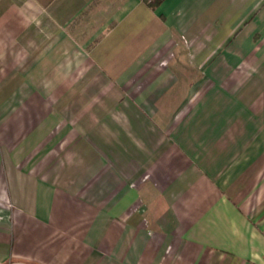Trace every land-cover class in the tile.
I'll return each instance as SVG.
<instances>
[{
	"label": "crops",
	"instance_id": "1",
	"mask_svg": "<svg viewBox=\"0 0 264 264\" xmlns=\"http://www.w3.org/2000/svg\"><path fill=\"white\" fill-rule=\"evenodd\" d=\"M0 264H264V0H0Z\"/></svg>",
	"mask_w": 264,
	"mask_h": 264
},
{
	"label": "trees",
	"instance_id": "2",
	"mask_svg": "<svg viewBox=\"0 0 264 264\" xmlns=\"http://www.w3.org/2000/svg\"><path fill=\"white\" fill-rule=\"evenodd\" d=\"M151 8H156L163 0H144Z\"/></svg>",
	"mask_w": 264,
	"mask_h": 264
},
{
	"label": "built area",
	"instance_id": "3",
	"mask_svg": "<svg viewBox=\"0 0 264 264\" xmlns=\"http://www.w3.org/2000/svg\"><path fill=\"white\" fill-rule=\"evenodd\" d=\"M0 204H1L2 206H10V203H9V201H8V200H6V199H4V200H1V201H0Z\"/></svg>",
	"mask_w": 264,
	"mask_h": 264
}]
</instances>
